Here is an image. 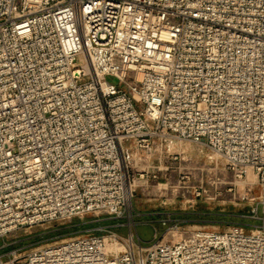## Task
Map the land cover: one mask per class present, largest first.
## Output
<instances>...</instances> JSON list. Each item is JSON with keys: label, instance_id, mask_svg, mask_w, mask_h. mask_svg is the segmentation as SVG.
<instances>
[{"label": "built area", "instance_id": "2783aa9c", "mask_svg": "<svg viewBox=\"0 0 264 264\" xmlns=\"http://www.w3.org/2000/svg\"><path fill=\"white\" fill-rule=\"evenodd\" d=\"M173 139L254 176L261 224L141 243L131 169ZM86 213L127 248L85 232L0 264H264V0H0V238Z\"/></svg>", "mask_w": 264, "mask_h": 264}, {"label": "rangeland", "instance_id": "374dc122", "mask_svg": "<svg viewBox=\"0 0 264 264\" xmlns=\"http://www.w3.org/2000/svg\"><path fill=\"white\" fill-rule=\"evenodd\" d=\"M168 146L171 153H162L161 162L157 160L158 153L152 156L153 168L142 170L143 166L133 165L131 169L136 187L127 212L135 222L141 243L152 240L154 229L163 232L175 222L185 229L200 227L216 231L233 223L247 229L261 224L257 218L262 216L260 208L254 217L250 209L255 204L242 199L247 188H251L252 195H259L254 176L235 178L220 156L200 144L173 139ZM197 186L202 188L198 195L193 191ZM125 221L105 214L86 213L17 228L0 238V255L7 260L9 253L15 252L16 257L22 258L40 246L85 232L126 237L127 229L117 226ZM118 243L127 248L125 241Z\"/></svg>", "mask_w": 264, "mask_h": 264}, {"label": "bare ground", "instance_id": "6f19581e", "mask_svg": "<svg viewBox=\"0 0 264 264\" xmlns=\"http://www.w3.org/2000/svg\"><path fill=\"white\" fill-rule=\"evenodd\" d=\"M254 181L255 180L252 179V182ZM104 240H105V245H106V252L109 255H115V254L121 253L125 249V247L121 243L116 242L115 239H113L110 236H105Z\"/></svg>", "mask_w": 264, "mask_h": 264}]
</instances>
